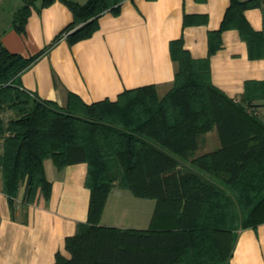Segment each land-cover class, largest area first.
<instances>
[{
    "label": "trees",
    "instance_id": "1",
    "mask_svg": "<svg viewBox=\"0 0 264 264\" xmlns=\"http://www.w3.org/2000/svg\"><path fill=\"white\" fill-rule=\"evenodd\" d=\"M55 1L23 0L14 28L24 32L32 8ZM60 1L74 19L43 51L26 58L0 41V167L11 207L22 186L27 202L39 192L50 197L47 159L60 170L86 162L88 218L66 238L71 257L57 253L53 264H230L240 230L264 222V110L258 103L264 81L233 99L213 83L211 57L231 28L264 49V33L253 30L244 15L263 0H231L220 29L209 32L205 58H193L183 38L173 41L179 69L163 98L157 85H146L117 101L79 99V107L73 93L61 107L23 89L19 77L63 37L70 45L90 38L100 17L118 14L124 0ZM6 110L16 116L5 119ZM212 129L220 147L195 156L200 135ZM116 186L155 199L148 229L101 224Z\"/></svg>",
    "mask_w": 264,
    "mask_h": 264
},
{
    "label": "crops",
    "instance_id": "2",
    "mask_svg": "<svg viewBox=\"0 0 264 264\" xmlns=\"http://www.w3.org/2000/svg\"><path fill=\"white\" fill-rule=\"evenodd\" d=\"M22 5L23 0H0V41L26 58L47 48L74 19L72 10L57 0L32 8L25 31L18 32L13 17ZM230 5L231 0H124L118 14L107 11L100 17L99 29L90 38L70 45L63 37L46 51L20 75L21 87L61 107L68 105L69 93L76 96L73 103L79 107V99L88 104L117 101L125 91L146 85H157L163 98L173 88L179 69L171 43L183 38L184 48L193 58L207 57L209 32L220 29ZM244 15L253 30L264 33V0L261 6L246 9ZM263 50L253 41L249 44L238 28L225 30L221 49L211 57L213 83L229 97L241 99L247 85L254 88V82L264 81ZM258 103L264 110V100ZM214 130L200 135L195 156L220 147ZM45 168L52 182L48 199L39 192L27 202L22 186L11 207L2 186L0 264H53L57 253L71 257L66 238L88 218V164L80 162L60 170L49 158ZM154 210L155 206L144 222L126 226L105 224L101 219V224L148 229ZM230 264H264V222L240 230Z\"/></svg>",
    "mask_w": 264,
    "mask_h": 264
},
{
    "label": "rangeland",
    "instance_id": "3",
    "mask_svg": "<svg viewBox=\"0 0 264 264\" xmlns=\"http://www.w3.org/2000/svg\"><path fill=\"white\" fill-rule=\"evenodd\" d=\"M5 119L15 117V113L6 110L2 113ZM213 132V131H212ZM216 132V130H214ZM108 210L102 221L105 224H133L135 222H144L154 209L155 199L135 196L129 189L117 186L113 191ZM152 223V218L150 224Z\"/></svg>",
    "mask_w": 264,
    "mask_h": 264
},
{
    "label": "built area",
    "instance_id": "4",
    "mask_svg": "<svg viewBox=\"0 0 264 264\" xmlns=\"http://www.w3.org/2000/svg\"><path fill=\"white\" fill-rule=\"evenodd\" d=\"M3 150V137L0 136V153ZM2 190V184H1V167H0V191Z\"/></svg>",
    "mask_w": 264,
    "mask_h": 264
}]
</instances>
